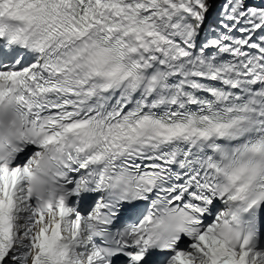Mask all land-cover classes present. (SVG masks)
<instances>
[{
    "label": "snow or ice",
    "instance_id": "1",
    "mask_svg": "<svg viewBox=\"0 0 264 264\" xmlns=\"http://www.w3.org/2000/svg\"><path fill=\"white\" fill-rule=\"evenodd\" d=\"M0 0V264H264V0Z\"/></svg>",
    "mask_w": 264,
    "mask_h": 264
},
{
    "label": "rangeland",
    "instance_id": "2",
    "mask_svg": "<svg viewBox=\"0 0 264 264\" xmlns=\"http://www.w3.org/2000/svg\"><path fill=\"white\" fill-rule=\"evenodd\" d=\"M218 1H219V2H218ZM222 2H223V0H217V9H216V10L219 9V4L222 3Z\"/></svg>",
    "mask_w": 264,
    "mask_h": 264
},
{
    "label": "bare ground",
    "instance_id": "3",
    "mask_svg": "<svg viewBox=\"0 0 264 264\" xmlns=\"http://www.w3.org/2000/svg\"><path fill=\"white\" fill-rule=\"evenodd\" d=\"M219 2V1H218Z\"/></svg>",
    "mask_w": 264,
    "mask_h": 264
}]
</instances>
